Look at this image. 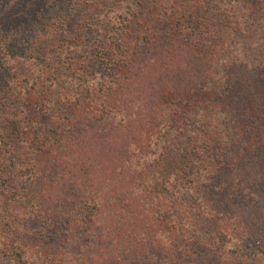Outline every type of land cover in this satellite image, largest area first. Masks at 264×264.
<instances>
[{
    "label": "trees",
    "instance_id": "16d2710c",
    "mask_svg": "<svg viewBox=\"0 0 264 264\" xmlns=\"http://www.w3.org/2000/svg\"><path fill=\"white\" fill-rule=\"evenodd\" d=\"M20 1L5 5L10 22H0V264H54L43 235L21 226L42 209L44 187L62 180L60 161L71 142L30 114L35 111L28 96L35 84H41L42 103L61 112L63 121L84 124V133H109L115 117L128 113L129 99L116 106V100L110 104L100 94L134 82L160 55L189 50L204 69L171 90H155L157 122L152 115L146 121L140 107L136 114L139 123L150 122L148 129L158 131L155 167L162 183L152 190L171 200L158 212L157 236H169L164 245L172 249V264H218L227 253L229 264L235 258L260 261L261 236L232 238L226 253L225 245H218L228 240L209 230L218 225L211 222L216 212H209V197L236 186L234 201L239 190L264 200V55L251 64L240 42L242 32L244 41L253 37L252 26L264 22V10L234 8L225 0H39L36 10L29 4L13 10ZM91 24L101 27L98 39L85 44V27ZM62 90L76 95L75 105L85 99L92 108L65 116L57 106ZM73 164L70 159L71 169ZM108 203L105 210L119 207L118 201ZM106 212L93 205L88 218L83 212H41L36 219L65 239L67 250L80 248L93 264H156L155 235L142 245L137 242L141 233L129 227L126 215L118 214L120 228L108 227L102 222Z\"/></svg>",
    "mask_w": 264,
    "mask_h": 264
},
{
    "label": "rangeland",
    "instance_id": "374dc122",
    "mask_svg": "<svg viewBox=\"0 0 264 264\" xmlns=\"http://www.w3.org/2000/svg\"><path fill=\"white\" fill-rule=\"evenodd\" d=\"M38 1L21 0L12 7H14L13 10L17 11L22 10L26 4H29L32 10H36L35 7ZM146 1L150 3V0ZM225 1L229 2L228 4L234 8L244 6L245 8H256L258 12L264 10V0H246V2L240 0V3L242 1L241 4L236 2L237 0ZM126 2L130 4V0ZM7 4L11 6L12 0H0V22L4 24L10 22L11 16L10 12L8 13L5 10V5ZM94 10L95 8L93 7L90 12H95ZM93 25L96 24L85 27V44L98 39L97 33L101 27ZM252 27L253 37L248 41H244L245 35L242 32L240 42H243L241 52H245V47L247 50L246 54L250 56L251 64H255L264 55V22L258 21ZM240 56L241 54L238 55V57ZM152 60L154 61L148 62L138 73L134 82L129 84L120 82L113 87V91L109 95L100 94V97L103 98L102 100H107L110 104H113L116 100V106L124 97L129 99L126 100L130 106L128 113L115 117L109 133L108 131L106 133H89V131L84 133V124L81 123L79 125V122L63 121L60 116L62 115L61 112H57L56 108L47 106L45 102L42 103L44 99L43 96L39 95L41 87L39 83L35 84L33 91L28 96L30 103H33L31 108L35 111L30 114L35 113L37 115L35 118L39 122H48L51 126L53 125L54 129L59 130L58 135L62 139L65 138L67 140L66 143L71 142L67 155L65 154L60 161L63 168V171H61L62 180L54 184L50 189L48 188L49 184L44 187L41 200L45 202H40L42 209L31 213L30 218L27 216L24 227L21 226L27 233L31 229L36 231L37 234L43 235L42 239L47 242L46 247L51 249V252H54L50 260L54 264L93 263L91 259H86L82 256L80 248L74 250L72 247H68L67 250L64 245L65 239L61 240L56 237L55 232L49 231L47 225L43 226V223L36 219V215L41 212H49L48 216H56L57 214L76 216L83 212V217L88 218L93 205L100 208V212L101 210L102 212L107 211L105 217L102 218V222H105L108 227L114 225L120 228L118 214L126 215L129 227L134 229L133 231L141 233L137 242L142 245L148 242V237L153 238L155 235L157 245L160 244V246L155 251L154 262L156 264H172L170 261L172 249L169 251L168 245H164L165 239L169 240V236L166 234L162 239L159 237L160 233L157 236V231L162 229L161 224L157 221L158 212L168 209L171 200L161 198L160 195H157L152 190L154 184L161 182L157 172L158 169L155 167V155L161 145L158 142L159 134L156 129H151L152 131L148 129L150 122L146 126H143L144 123H139L138 120L140 118H137L136 114H138L137 110L140 107L142 112H145L142 117L146 121L148 116L152 115L154 118L156 116L155 121L157 122L159 109L155 107V102L157 101V93L154 94L155 90L160 92L161 87L162 89L171 90L172 87L181 85V80L188 79L187 77L190 73L196 75L200 70L204 69L205 64L195 61L192 50L181 51V53L177 51L168 56L160 55ZM107 71L110 70L107 69L106 73H108ZM189 77L191 78V76ZM188 83L189 81L187 80L185 85ZM75 97L76 95H72L71 92L66 90H62L60 93L57 106H60L65 111L64 115H67V117L68 115L81 116L83 112L93 106L89 100L85 99L81 100L80 104L75 105ZM97 103L94 101V108H96ZM61 124L64 125L63 128H60ZM69 158L72 162L74 161L72 169L68 166ZM36 184V191H39L41 186L39 183ZM232 188L230 193L225 191L209 197V212H212L211 210L216 212L211 214V222L218 224L217 227L215 226L216 228L210 226L209 230H219L221 237L226 236L228 241L218 242V245L222 243L225 245L223 249L225 253L233 246V242H230L232 238L243 239L244 236L248 239L251 236H261V243L258 246L264 252V200L258 196L249 197L247 191L239 190L234 201L232 197L236 193V186ZM96 198L98 200L92 201ZM82 200L87 203L86 206L79 203ZM110 201L111 203L118 201L117 206L119 207H109L105 210L106 202ZM131 204H134V206L131 207ZM126 205L129 207L127 208ZM82 207H84L83 210ZM167 214L165 213L164 215ZM129 216H132L133 222L129 221ZM97 228L96 226L93 231L97 230ZM121 230L125 232L122 228ZM78 234L82 236L81 232ZM66 237L68 238V236H64V238ZM213 238L216 239V236L213 235ZM177 239L175 238V240ZM156 242H154V245ZM227 255L228 253L218 264L228 263ZM259 259L260 261L258 262L249 260L241 263L238 258H235L231 264H264V256ZM183 261V264L188 263L185 260Z\"/></svg>",
    "mask_w": 264,
    "mask_h": 264
}]
</instances>
